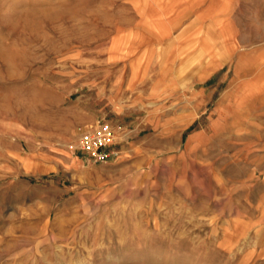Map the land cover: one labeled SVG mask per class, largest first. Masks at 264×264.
Returning <instances> with one entry per match:
<instances>
[{"label": "rangeland", "instance_id": "obj_1", "mask_svg": "<svg viewBox=\"0 0 264 264\" xmlns=\"http://www.w3.org/2000/svg\"><path fill=\"white\" fill-rule=\"evenodd\" d=\"M148 4L0 0V264H264V16L244 62L204 20L199 55L159 29L128 62ZM98 121L106 161L79 148Z\"/></svg>", "mask_w": 264, "mask_h": 264}, {"label": "crops", "instance_id": "obj_2", "mask_svg": "<svg viewBox=\"0 0 264 264\" xmlns=\"http://www.w3.org/2000/svg\"><path fill=\"white\" fill-rule=\"evenodd\" d=\"M143 3V10L145 9L146 3H149L151 13L156 14L153 22L152 20H148L156 28H151L149 25H145L146 28H144L146 32H149L147 36H152V43L148 44L145 40L139 38L141 34L133 33L132 28H128L113 36V38L117 37L118 39L126 37V46L134 48V53H130V56H133L132 58H128V62L146 61L143 57L146 51L149 50V47L153 50V48H157L160 45V40H163L162 38H170L162 36L159 29L167 30V36L172 31L176 32L179 30L183 32L185 30V32L180 34L177 42L174 43L179 46V55L183 53L190 57L199 55L198 51L201 43L197 33L203 20L223 31L224 45L230 48L229 53L231 55L234 54V52H237L238 47L241 55L240 62H244L242 53L244 52V48L248 46V43L244 40V31L249 20L248 16H255L257 23H263L260 17L264 16V0H143ZM162 14L167 16L165 18V26L161 25L160 19ZM185 16H189L188 20H191V22H182L180 27L177 26L179 25L178 21L180 18L182 19ZM174 17L177 19L175 20ZM185 25H187V28H183ZM256 30L258 34V24ZM252 46H261V44L257 41ZM263 53L264 51L261 52V54ZM256 58V61L260 62L258 57ZM258 76H253L252 79L258 81L264 77L262 75Z\"/></svg>", "mask_w": 264, "mask_h": 264}, {"label": "built area", "instance_id": "obj_3", "mask_svg": "<svg viewBox=\"0 0 264 264\" xmlns=\"http://www.w3.org/2000/svg\"><path fill=\"white\" fill-rule=\"evenodd\" d=\"M113 142V130L105 121H98L86 129L79 137V148L94 161H106L116 155L110 147Z\"/></svg>", "mask_w": 264, "mask_h": 264}, {"label": "bare ground", "instance_id": "obj_4", "mask_svg": "<svg viewBox=\"0 0 264 264\" xmlns=\"http://www.w3.org/2000/svg\"><path fill=\"white\" fill-rule=\"evenodd\" d=\"M147 21V20H146ZM164 31V30H163ZM123 38V37H122ZM122 41V40H121ZM121 44V43H120ZM232 112V111H231ZM231 112H228V114H230ZM221 115V114H220ZM223 116V115H222Z\"/></svg>", "mask_w": 264, "mask_h": 264}]
</instances>
